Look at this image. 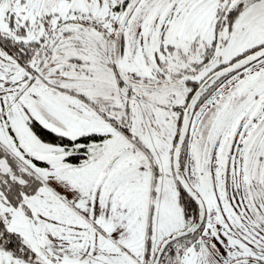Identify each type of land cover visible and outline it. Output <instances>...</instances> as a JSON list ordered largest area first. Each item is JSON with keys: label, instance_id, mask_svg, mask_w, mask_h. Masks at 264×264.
<instances>
[{"label": "snow or ice", "instance_id": "6c2138e0", "mask_svg": "<svg viewBox=\"0 0 264 264\" xmlns=\"http://www.w3.org/2000/svg\"><path fill=\"white\" fill-rule=\"evenodd\" d=\"M0 264H264V0H0Z\"/></svg>", "mask_w": 264, "mask_h": 264}]
</instances>
